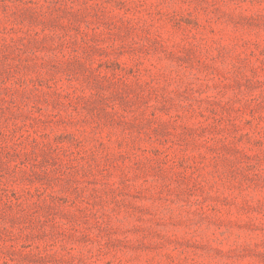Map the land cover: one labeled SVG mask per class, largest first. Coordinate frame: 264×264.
<instances>
[{
    "label": "rangeland",
    "instance_id": "1",
    "mask_svg": "<svg viewBox=\"0 0 264 264\" xmlns=\"http://www.w3.org/2000/svg\"><path fill=\"white\" fill-rule=\"evenodd\" d=\"M0 264H264V0H0Z\"/></svg>",
    "mask_w": 264,
    "mask_h": 264
}]
</instances>
